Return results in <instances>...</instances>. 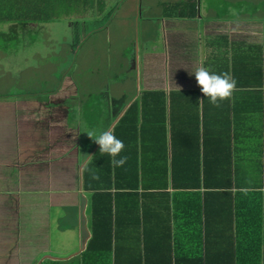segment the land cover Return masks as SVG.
<instances>
[{
  "label": "crops",
  "instance_id": "obj_1",
  "mask_svg": "<svg viewBox=\"0 0 264 264\" xmlns=\"http://www.w3.org/2000/svg\"><path fill=\"white\" fill-rule=\"evenodd\" d=\"M111 47L136 87L81 85L88 63L108 70ZM198 67L232 75V97L210 104ZM50 77L67 79L43 99L0 95V264H79L111 225L124 253L143 252L161 200H94L86 175L111 158L87 131L112 127L120 156L167 157L169 173L173 159L182 172L231 141L237 173H264V0H0V78L12 79L2 87Z\"/></svg>",
  "mask_w": 264,
  "mask_h": 264
},
{
  "label": "trees",
  "instance_id": "obj_2",
  "mask_svg": "<svg viewBox=\"0 0 264 264\" xmlns=\"http://www.w3.org/2000/svg\"><path fill=\"white\" fill-rule=\"evenodd\" d=\"M228 146L222 156L207 152L204 163L182 172L173 159L169 173L167 157L136 154L123 171H113L109 158L98 161L94 175H86L94 200L139 202L156 194L161 206L143 252L134 245L124 253L111 225L106 234L103 228L94 234L79 264H264V173H237L231 141Z\"/></svg>",
  "mask_w": 264,
  "mask_h": 264
},
{
  "label": "rangeland",
  "instance_id": "obj_3",
  "mask_svg": "<svg viewBox=\"0 0 264 264\" xmlns=\"http://www.w3.org/2000/svg\"><path fill=\"white\" fill-rule=\"evenodd\" d=\"M117 42V41H116ZM118 43V42H117ZM120 44V43H118ZM123 47L121 44L118 45ZM116 47H111V49L113 50V55H112V59L109 60V65L110 67H108L107 71H104V64L102 62H100L99 60H94L90 63H88V67L86 68V71L83 72V77L81 79H78V82L82 85L84 83L87 84H96V85H106V86H111V87H115L120 85L121 83V88L123 89H128L125 85H131L129 89H132L131 87H134L136 85L135 81H136V71L131 72L129 71L128 74L129 76L127 78H122V74H124L125 72L123 71L122 73V68L123 67H127L128 63H122L121 65L117 66L116 62H115V51ZM124 48V47H123ZM124 59V58H123ZM21 65V67L23 66L24 62H20L19 63ZM40 66H42L43 64H38ZM116 67H118V70L115 69ZM20 69H15V73L17 74V72H19ZM53 75V74H57V72H54L53 74L51 72H49L45 67H44V75ZM71 74V73H70ZM104 75H106V77H104ZM54 76V75H53ZM113 76V77H112ZM67 79V77H55L52 78L50 77L49 79L44 78V79H39V78H33V82H37L36 84H34V86L30 89H28L26 87V82L30 81V79L28 78H21V79H16L15 83L13 84V87L9 90H5L2 86H6L12 79H8V78H0V95H7L11 92H13L12 94H18L16 91H26L29 90V94H25V95H19V96H34V97H39V99H43V97H45V92L47 90H53L56 89L57 86L62 85L65 80ZM136 87V86H135ZM85 93H80L79 97H84ZM104 97H106L105 91L103 90L101 93H98L96 95H94L93 97H91V99L89 100H85V103H98V102H102ZM73 99H76V97H73ZM100 121H98L99 123Z\"/></svg>",
  "mask_w": 264,
  "mask_h": 264
},
{
  "label": "clouds",
  "instance_id": "obj_4",
  "mask_svg": "<svg viewBox=\"0 0 264 264\" xmlns=\"http://www.w3.org/2000/svg\"><path fill=\"white\" fill-rule=\"evenodd\" d=\"M193 74L203 95L207 97L210 104L216 107L220 106V102L230 99L236 90L237 81L227 72L216 74L205 67H198ZM86 133L99 145L100 153L107 154L111 158L110 163L113 167H123L126 164L128 157L120 156L125 148L124 142L116 137L112 127L99 133L96 131H87Z\"/></svg>",
  "mask_w": 264,
  "mask_h": 264
}]
</instances>
